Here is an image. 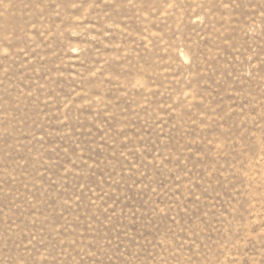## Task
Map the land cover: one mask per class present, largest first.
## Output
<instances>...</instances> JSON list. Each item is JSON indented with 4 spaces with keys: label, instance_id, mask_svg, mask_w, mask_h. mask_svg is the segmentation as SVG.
<instances>
[{
    "label": "rangeland",
    "instance_id": "1",
    "mask_svg": "<svg viewBox=\"0 0 264 264\" xmlns=\"http://www.w3.org/2000/svg\"><path fill=\"white\" fill-rule=\"evenodd\" d=\"M0 264H264V0H0Z\"/></svg>",
    "mask_w": 264,
    "mask_h": 264
}]
</instances>
